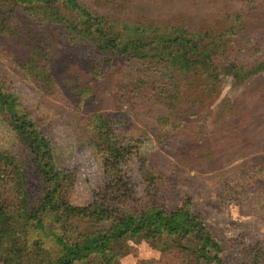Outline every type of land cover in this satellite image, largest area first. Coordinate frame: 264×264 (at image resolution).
<instances>
[{
    "label": "rangeland",
    "instance_id": "obj_1",
    "mask_svg": "<svg viewBox=\"0 0 264 264\" xmlns=\"http://www.w3.org/2000/svg\"><path fill=\"white\" fill-rule=\"evenodd\" d=\"M77 1L103 17L115 43L103 50L96 37L80 36L88 33L62 8L14 6L20 37L0 32V81L41 113L61 167L91 156L80 127L92 114L113 121L117 138L140 136V157L162 177L154 201L166 212L190 201L224 263L245 264L248 248H264V71L241 79L224 65L264 60V0ZM230 30L224 50L219 39ZM189 55V70L172 62ZM4 124L0 149H22ZM177 243L126 238L111 243L106 264H201L194 241Z\"/></svg>",
    "mask_w": 264,
    "mask_h": 264
},
{
    "label": "trees",
    "instance_id": "obj_2",
    "mask_svg": "<svg viewBox=\"0 0 264 264\" xmlns=\"http://www.w3.org/2000/svg\"><path fill=\"white\" fill-rule=\"evenodd\" d=\"M1 1H10L11 6L6 2L4 10L0 9V32L8 28L12 39L20 37L10 24L14 6L29 11L26 7L34 5L39 11L62 8L72 13L88 33L78 34L96 37L103 50L115 43L103 26V17L95 16L77 0ZM137 32L135 37H140ZM228 33L219 39L224 50L228 37L235 35L232 30ZM185 45L192 52L193 45ZM192 59V55L174 56L172 62L189 70ZM224 66L228 71L238 69L241 79H246L264 71V60L249 68L234 60ZM78 89L80 94L86 93ZM34 107L0 81V118L23 145L22 149H0V264H85L95 258L106 264L111 259V243L137 236L146 241H178V248L184 241H194L197 248L192 254L197 262L225 264L223 249L193 212L190 201L172 212L154 201L162 190V177L148 169L140 157V136L117 138L113 121L92 114L80 127L88 136L91 156L77 157L61 167L53 155L52 140L40 129L41 113ZM75 113L79 119V110ZM72 154L76 157L74 151ZM31 181L37 183L36 193ZM245 264H264V248H248Z\"/></svg>",
    "mask_w": 264,
    "mask_h": 264
}]
</instances>
